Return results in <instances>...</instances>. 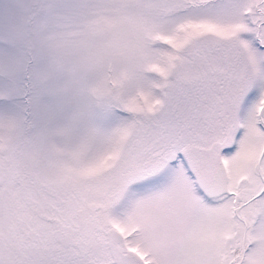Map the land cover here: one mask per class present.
Segmentation results:
<instances>
[{
	"label": "snow or ice",
	"instance_id": "obj_1",
	"mask_svg": "<svg viewBox=\"0 0 264 264\" xmlns=\"http://www.w3.org/2000/svg\"><path fill=\"white\" fill-rule=\"evenodd\" d=\"M0 264H264V0H0Z\"/></svg>",
	"mask_w": 264,
	"mask_h": 264
}]
</instances>
